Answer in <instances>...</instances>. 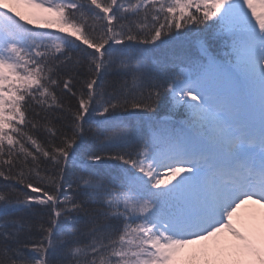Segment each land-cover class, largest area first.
<instances>
[{"label":"snow or ice","instance_id":"1","mask_svg":"<svg viewBox=\"0 0 264 264\" xmlns=\"http://www.w3.org/2000/svg\"><path fill=\"white\" fill-rule=\"evenodd\" d=\"M0 264H264V0H0Z\"/></svg>","mask_w":264,"mask_h":264},{"label":"rangeland","instance_id":"2","mask_svg":"<svg viewBox=\"0 0 264 264\" xmlns=\"http://www.w3.org/2000/svg\"><path fill=\"white\" fill-rule=\"evenodd\" d=\"M21 11H26L24 9H21ZM249 212H256L258 215L257 223H260L259 215L261 214L262 210L259 208L258 205H248L244 209L241 210L242 215H247Z\"/></svg>","mask_w":264,"mask_h":264}]
</instances>
